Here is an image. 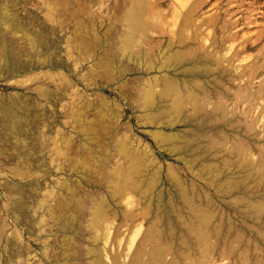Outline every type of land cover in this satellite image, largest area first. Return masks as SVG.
Segmentation results:
<instances>
[{
	"label": "rangeland",
	"instance_id": "rangeland-1",
	"mask_svg": "<svg viewBox=\"0 0 264 264\" xmlns=\"http://www.w3.org/2000/svg\"><path fill=\"white\" fill-rule=\"evenodd\" d=\"M262 177L264 0H0V264H264Z\"/></svg>",
	"mask_w": 264,
	"mask_h": 264
},
{
	"label": "bare ground",
	"instance_id": "bare-ground-1",
	"mask_svg": "<svg viewBox=\"0 0 264 264\" xmlns=\"http://www.w3.org/2000/svg\"><path fill=\"white\" fill-rule=\"evenodd\" d=\"M12 66H14V64ZM192 70L193 68L191 71ZM173 94L176 95L175 101L180 103L181 99L177 96V93L173 92ZM178 148L181 149V147ZM171 178L180 183L176 176L171 175ZM262 180H264L263 177L261 178V181ZM153 183L149 184V188L152 190L154 188ZM183 190L184 188L179 191V196L184 212L180 209L175 210L173 208H170L168 211L164 212V215L162 216V223L160 222L163 229L161 230L162 232L159 231V236L163 240H171L175 243L174 248L177 249V257L181 260L187 259L193 251H201L207 248L212 239H216L214 246L215 248L223 246L224 248L229 249L231 246L229 239L227 235H222L221 233V223L223 220L221 219L218 223H215V217L207 213L202 205L192 202V200H190L191 197H189L188 194H186ZM160 198L161 196L159 199ZM159 199L157 202H159ZM252 207L256 213H260V210L264 207V205H262L261 202H258ZM182 212L185 213V216ZM237 213H239L241 216L243 211L238 209ZM153 242L154 240L152 237L147 239L148 244L152 245ZM171 246H174L173 243ZM165 250L166 248H163V250L157 255H151V264H160L165 256ZM220 257L225 258L223 257V254H220ZM173 264H176V262H173Z\"/></svg>",
	"mask_w": 264,
	"mask_h": 264
}]
</instances>
